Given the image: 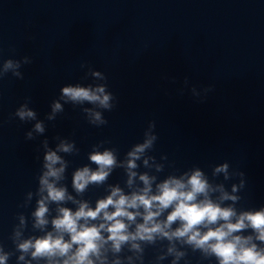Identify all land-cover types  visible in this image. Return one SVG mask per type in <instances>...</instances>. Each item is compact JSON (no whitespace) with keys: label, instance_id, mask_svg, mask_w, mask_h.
I'll return each instance as SVG.
<instances>
[{"label":"clouds","instance_id":"obj_1","mask_svg":"<svg viewBox=\"0 0 264 264\" xmlns=\"http://www.w3.org/2000/svg\"><path fill=\"white\" fill-rule=\"evenodd\" d=\"M31 63L27 55L2 60L0 80L9 73L22 80V67ZM80 69L85 70L81 79L91 77L93 82L61 86L44 119L30 107L31 97L10 114V120L34 122L26 140L44 136L46 122H54L65 105L79 107L93 127L108 124L104 113L113 111L117 97L107 76L87 62ZM185 89L203 102L214 85H190L186 76L179 94ZM155 129V120H150L142 140L123 158L118 147L106 146L109 140L93 144L88 163L71 172V191L65 183L72 165L67 157L78 156L80 149L70 137L56 135L52 146L45 136L37 148L36 188L18 205L32 210L16 214L8 236L11 248L0 241V264L13 257L15 264H145L149 250L153 256L148 264H191L190 255L197 254L198 264H264V205L238 207L246 173L228 161L210 164V174L198 165L180 171L166 154L159 159L152 154L159 139ZM117 169L122 170L123 186L109 183ZM91 188L105 193L94 205L85 198Z\"/></svg>","mask_w":264,"mask_h":264}]
</instances>
